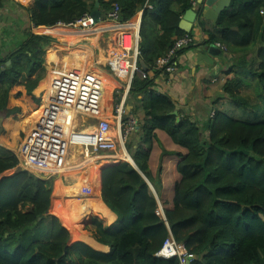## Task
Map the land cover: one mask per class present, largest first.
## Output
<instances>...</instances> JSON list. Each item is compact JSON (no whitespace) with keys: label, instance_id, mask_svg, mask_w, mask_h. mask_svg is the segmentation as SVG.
I'll return each instance as SVG.
<instances>
[{"label":"trees","instance_id":"16d2710c","mask_svg":"<svg viewBox=\"0 0 264 264\" xmlns=\"http://www.w3.org/2000/svg\"><path fill=\"white\" fill-rule=\"evenodd\" d=\"M197 2L35 0L28 8L19 7L30 29L17 41H9L10 32L5 33L9 42L0 56L4 144L14 148L20 143L23 122L37 115L41 99L33 92L47 76V49L58 43L33 34L31 28L70 24L95 10L104 22L115 5L123 23L142 11L138 67L145 64L151 70L177 39L192 36L179 24ZM8 5L0 0V10ZM198 23L208 35L204 44L224 46L236 61L237 69L232 66L227 72L224 95L245 110L249 102L235 91L251 89L264 103V0H234L213 30L204 29L200 19ZM255 50L256 58L245 60ZM153 86L152 79L135 75L127 100L137 103L131 113L138 116L144 142L127 148L137 169L121 162L98 173L96 166L85 172L86 187L99 210L108 217L109 209L117 217L109 229L90 220L95 240L68 230L82 231L89 211L59 205L54 207L56 217L49 215L54 181L19 169L18 158L0 148V177L17 170L0 181V264H180L175 258L156 257L169 234L195 255L190 264H264L263 115L250 121L234 117L231 106L216 108L199 126L176 114V102L152 93ZM205 132L208 139L202 143Z\"/></svg>","mask_w":264,"mask_h":264},{"label":"built area","instance_id":"2783aa9c","mask_svg":"<svg viewBox=\"0 0 264 264\" xmlns=\"http://www.w3.org/2000/svg\"><path fill=\"white\" fill-rule=\"evenodd\" d=\"M137 17L136 26H131V22H120L117 5L108 14L107 21L116 26L108 32L112 34L110 41L114 39V42H110L103 68L106 66L114 78L125 79L121 88L117 85L111 91L110 117L100 115L103 112L102 84L105 75L78 68L55 72L47 90L40 95L41 103L35 112V119L25 124L23 139L14 154L18 158L19 169L52 179L63 171L80 169L89 157H95L91 162L94 166L100 162L133 163L126 143L136 131L137 120L128 116L126 103L135 75L142 80L150 78V74L173 75L177 71L180 54L195 45L192 36L179 38L151 70L141 69L138 59L142 11ZM92 25L93 19L86 13L73 23H59L57 26L87 29ZM108 33L102 32L103 35ZM215 47L227 54L224 46L215 44ZM160 211L163 214L162 209ZM156 257L163 260L175 258L180 264H190L196 258L185 245L177 243L172 234H169Z\"/></svg>","mask_w":264,"mask_h":264},{"label":"crops","instance_id":"0c3cea01","mask_svg":"<svg viewBox=\"0 0 264 264\" xmlns=\"http://www.w3.org/2000/svg\"><path fill=\"white\" fill-rule=\"evenodd\" d=\"M7 1L10 2V5H8L5 8V10H0V56L7 51L5 48H7V44L10 40H14V41L16 40L17 41L18 38L20 39V33L22 31L30 29L28 19H27V15L22 10H20L19 7L28 8L33 4V2L35 0H7ZM233 2H234V0H233ZM203 8H204L203 5L202 6L199 5L198 7H195V12L197 14V17H196V20L193 24L183 22L181 19L182 27L187 28V32L183 31L182 29L181 30L185 33H190V32L192 33V37L195 40V45L190 49L184 50L180 54V57L178 59V64H177V71L175 72V74H173V75H157V76H152V74L149 75L150 78L154 81V86L151 89L152 90L151 92L155 93L157 95L164 94V95L170 96L172 98V100L176 102V107H177L176 114L180 113V116H182V117L188 116V117L192 118V120L195 118V116L199 117V113H201V112L207 113L208 112L207 111L208 107L206 110L203 102L207 101L206 99L208 96L209 97L212 96L218 89H219V91H217V92L219 93L220 90L223 88V84L225 83L227 72L229 70V66H228L229 64H228V61L226 60V58H231V54L228 53V55L225 56L224 55L225 53H222V52L219 53V52L215 51L214 49H211L213 47V45L207 46L204 44V42L208 39V35H206L203 32L202 28L200 27V25L198 23V20H199L198 17L200 16L199 11H202ZM136 18H137V15H136L135 19H133V21H135ZM200 20L203 21L204 29H207V30H213L214 29L215 26H213L211 21L202 20V19H200ZM133 21H131V22H133ZM99 24L102 25V26H99V28L101 30H104L105 28L111 29L115 26L114 23L108 22V21H104V22L100 21ZM99 24H97L96 26H98ZM55 27H43V26H41V27H37V28H31V32L35 35L50 36L54 39L56 37L57 39H61V41H62V42L57 41L60 44H62L61 45L62 47L59 46V48H58L55 45H52L50 47L51 49H47V52L51 51V50H52V52H57V54H55V57L57 56L56 61H53V60L51 62L48 61L47 55L45 58V62L47 65L46 66V71H47V76H46L47 84L46 85H47V88H48L51 76L54 75V72H58V71H61L62 69L66 68L63 65L64 64L63 60L65 58H69L71 63L72 62L74 63L75 60L73 59V56L79 55V54L88 55V59L86 61L87 62L86 63L87 68L86 67L84 68V70L87 71V70H91L93 65L96 66V64H100L101 63V62H99L100 59H102V58L105 59V57H106V56H103L101 54V52H102L101 47L99 48L96 45V43L92 42L91 40L78 39L76 41H74V40L68 41L64 37H58V36L54 35L52 33V29H55ZM96 29H98V28H95V29L94 28L93 29H90V28L75 29L73 31L84 33V32H89L91 30H96ZM8 31L10 32V37H11V39H9V41H7L5 39V38H7V37H5V33H8ZM105 32L108 33V31H105ZM87 34H89V33H87ZM109 35H110V33H108V35H106L107 39H109ZM3 42H6L4 46L2 45ZM12 44L13 45H11L10 50H12L15 46L14 43H12ZM84 45L86 47H88L91 50V52L88 53V51L83 49ZM95 45L97 46L96 48H95ZM108 48H109V46H108ZM73 50H78L80 53L72 52ZM106 52H107V50H106ZM100 57H102V58H100ZM226 66H228V68H226ZM68 67L74 68V66L71 67V64ZM40 84L38 85V87L33 92V95L37 98H40L41 93L45 92V91L40 90ZM142 98L143 97L138 96L139 100ZM136 104L137 103H135L133 101V104L131 106H129V105L127 106L126 109H127L128 113H131V111L136 106ZM213 107H210V110ZM133 117L137 120V125H139L138 124V122H139L138 116L134 114ZM139 117H140V120H143L142 114H139ZM34 119L35 118H33V120ZM28 120H29V118H28ZM25 123H28V122L26 121ZM138 129H139V127L137 126L135 133L138 131ZM138 137H140V136H138ZM0 148L7 150L5 148L4 143L0 144ZM130 155L132 156L131 153H130ZM132 164H135L134 161ZM88 167H89V169H87V170L89 171L91 166H88ZM16 171L17 170L15 169V170H11V171L4 173L0 177V181L4 178H8V177L14 175L16 173ZM83 184H84L85 188L87 189L85 181L83 182ZM55 186L56 187H55L54 192L57 194V181H56ZM56 194H55V196H56ZM155 194H156V192H155ZM97 196L100 198L99 194H97ZM59 197L60 196H56V199H57L56 201L60 204L55 202V206L56 205L57 206H59V205L65 206V204L59 199ZM156 197H157V194H156ZM157 199H158V197H157ZM84 200H85L84 202L87 203L88 208H89L88 210H84V211H89V212L92 211L94 214H97V219L102 222L105 229H109L115 225V223L117 221L116 215L114 213H112L105 206V204L103 203L101 198H100L101 203H103L104 206L106 207V209H108V211H109L110 216H108V217H106L104 215V213L101 210H99L97 202L91 196L88 189L85 190ZM63 201H64V199H63ZM73 203L72 202L70 203V204H72V207H70V208H74L75 210L80 212L81 209L79 208V206L77 204H73ZM92 205L95 207V211H93ZM83 224L84 225H83L82 231H79L75 228L73 230L72 229H68V230L72 233L79 232L80 234L84 235L85 237L93 238L95 240V238H94L95 237L94 236L95 227L91 226V224L86 220L84 221Z\"/></svg>","mask_w":264,"mask_h":264},{"label":"rangeland","instance_id":"374dc122","mask_svg":"<svg viewBox=\"0 0 264 264\" xmlns=\"http://www.w3.org/2000/svg\"><path fill=\"white\" fill-rule=\"evenodd\" d=\"M135 19V18H134ZM133 21V20H132ZM99 26H102L101 24H99L98 26H96V24H94V25H92L91 27H90V29H95V28H99ZM55 28H58V26H56ZM59 28H62V27H59ZM66 29V28H65ZM68 30H75V29H68ZM67 31V30H66ZM101 35V34H100ZM106 35H108V34H105V35H102V36H99V38H98V40L96 41V45L98 46V47H101V50H108V46H109V44H110V42L112 43V42H114V39L112 40V41H110L109 39H111V37H112V34L110 33V35H109V39H107V36ZM55 39L57 40V41H61V39H57L56 37H55ZM92 41V40H91ZM62 42V41H61ZM93 42V41H92ZM53 45H55L56 47H58L59 48V46H61L62 44H60L59 42L58 43H54ZM95 45V48L97 47ZM62 47V46H61ZM72 52H78V53H80L78 50H73ZM99 53V52H98ZM103 52H101V54H102ZM47 54V53H46ZM103 55V54H102ZM256 55H257V53H256V50L253 52V51H250L249 53H247V55L245 56V60H247L248 62H251V60H253L254 58H256ZM225 56H227V54H225ZM45 58H46V56H45ZM100 58H102V57H100ZM226 60L228 61V66H229V70H230V68L232 67V66H236L235 64H236V61H235V63H233V61H231L230 60V58H226ZM99 62H103L102 64L104 65L105 64V60L102 58V59H100V61ZM47 66V65H46ZM84 66H85V64H84ZM228 66H226V68H228ZM231 66V67H230ZM105 71H107L108 73H109V69L105 66V68H103ZM237 68L235 67V69L234 70H236ZM91 70L92 71H95V68H94V65H93V67L91 68ZM227 70V69H226ZM105 77H107L106 75H105ZM113 77V76H112ZM230 77H232V76H230ZM46 79V78H45ZM107 80H109L110 81V83L111 84H113L114 86H113V88L115 87V86H117L118 85V87L119 88H121L120 86H121V84H123V83H119V82H117L116 80H114V79H109V78H106ZM114 80V81H113ZM225 82H226V79H225ZM217 91H219V89L217 90ZM216 91V92H217ZM215 92V93H216ZM237 94H238V96L239 97H243V98H245L248 102H249V104H250V106L251 107H249V108H246L245 110L242 108V107H238L234 102H233V100L231 99V98H229L228 96H226V95H224V93H223V88L220 90V92L218 93H214L212 96H208L207 97V101L206 102H203V104L205 105L204 107L206 108V110H207V107H208V112L207 113H199V117L197 116H195V118L193 119V122H195V123H197L199 126H201V124L204 122V120L206 119V116H208V115H210V117H211V115H212V113L213 112H211V110H214V109H216V108H221V109H228L229 108V106H231V110H233V113H234V117H236V118H238V119H244V120H250V121H256L257 120V115L258 116H260L261 117V114L263 115V117H264V103L262 102V100H259L258 98H256V96H255V94H254V90H251V89H242L241 88V90L239 89V91H235ZM115 98V97H114ZM133 99L130 101V103L128 104V101H127V103H126V107L129 105V106H131L132 104H133ZM136 103V102H135ZM137 105V104H136ZM214 106V107H213ZM253 106H257L258 107V109H261V111L260 110H256L255 108H252ZM210 107H213L211 110H210ZM110 108H111V103H110ZM127 113H128V111H127ZM130 115V117H133V114L132 113H128V116ZM26 122V120L23 122V129L25 130V123ZM138 127L140 126V125H137ZM134 135V136H133ZM133 137L132 138H130V140L126 143V147L128 148L129 146H131L132 147V149H136L139 145H144L143 143V141H142V137H138V136H141L142 135V131H141V129H140V127H139V129H138V131L136 132V133H133ZM207 139H208V133H204V134H202L201 135V141H202V143L203 142H207ZM146 146V145H145ZM130 154V153H129ZM131 156V155H130ZM132 157V156H131ZM110 165H112L111 163H107V162H100V163H98L97 165H95L96 166V168H97V172L96 173H98L100 170H102L103 168H105L106 166L108 167V166H110ZM92 167V166H91ZM87 169H89V167L88 166H83L82 167V169H81V174L80 175H78V177L80 178V181H81V183H82V186L84 187V189L85 190H87L86 188H85V186H84V184H83V182H84V175H85V172L86 171H88ZM10 174V173H9ZM57 179H59V176L58 177H54V178H52V180L54 181V183H53V189H52V195H51V204H50V208H49V215H52V216H55V211H54V207H56L57 208V205L55 206V202L56 203H58L56 200V196H57V194L54 192L55 191V185H56V181H57ZM75 188V187H74ZM55 194H56V196H55ZM84 194L85 193H82V191L78 188V187H76L75 188V190H74V192H72L69 196H68V199L70 200V203L72 202H74L73 204H77L78 206H79V208L81 209V211H84V210H88L89 208H88V205H87V203H85L84 201ZM153 194L154 195H156L155 194V192H154V190H153ZM69 203V204H70ZM58 204H60V203H58ZM65 206H68V207H72V204H70V205H65ZM56 217V216H55ZM58 218V217H57ZM91 219H97V214H94L92 211L91 212H89L88 214H86L85 216H84V218H83V223H84V221L86 220V221H88V222H90V220ZM98 220V219H97ZM84 225V224H83ZM73 230V229H72ZM95 232V231H94ZM93 232V233H94Z\"/></svg>","mask_w":264,"mask_h":264},{"label":"bare ground","instance_id":"6f19581e","mask_svg":"<svg viewBox=\"0 0 264 264\" xmlns=\"http://www.w3.org/2000/svg\"><path fill=\"white\" fill-rule=\"evenodd\" d=\"M138 21H139V18L137 17L135 21L131 22V26H136ZM103 31L111 32V30L108 29V28L107 29L105 28L104 30H101L100 28H98L96 30H91L89 32H84V33L73 31V30H68V29H65V28H59V27L55 28V29H52V33L54 35H56L58 37H64L68 41H70V40L76 41L78 39H88V40H92L95 43L98 40L99 36L103 35L102 34ZM87 33H89V34H87ZM49 49H51V48H49ZM83 49L88 51V53L91 52V50L88 47H86L85 45L83 46ZM102 52H103L102 53L103 56H106V50L103 49ZM55 54H57V52H52V50L48 51L47 54H46L48 61H50V62L52 60L56 61V57L57 56L55 57ZM73 59L75 60L74 63L73 62L71 63L69 58H65L63 60V62H64L63 65H64V67H66L65 69L69 68L67 70H71L72 68L68 67V66H70V64H71V67L74 66V68H78L80 70H84L85 67L87 68V64H86L87 62L86 61L88 59V55H86V54L75 55V56H73ZM102 63H100L99 65H96L97 67L96 68L94 67V68H95V71H96L97 74L99 73V74H101L103 76L104 75L107 76V77H103L104 78L103 84H102V87H103V90H104V93H103V112H101L100 115H103L106 118H109L110 114H111V109H110L111 91H112L114 85L111 84L110 81L107 80L106 78L114 79V80H116L119 83H124L125 79L124 78H114V77H112V75L110 73H108L107 71H105L103 69V64ZM84 64H85V66H84ZM46 84H47V79H44L41 82V84H40V90L46 91L47 90V85ZM32 121H33V119L29 120L27 122L29 123V122H32ZM121 154H123V152ZM121 154H120V156H121ZM94 159H95V157H89L88 162L85 163V167L86 166H94L91 163L92 160H94ZM77 161H78V159L75 162H77ZM82 167L83 166H81L80 169L72 168L69 171L68 170L67 171H63V173L59 176V179L57 180V196H60L59 199L65 205H70L69 204L70 200L68 199V196L72 192H74L76 187H78L82 191V193H85V190H84V188L82 186L80 178L78 177V175L81 174ZM63 199H64V201H63ZM92 209H93V211H95V207L93 205H92Z\"/></svg>","mask_w":264,"mask_h":264},{"label":"water","instance_id":"95a60500","mask_svg":"<svg viewBox=\"0 0 264 264\" xmlns=\"http://www.w3.org/2000/svg\"><path fill=\"white\" fill-rule=\"evenodd\" d=\"M242 1V0H240ZM233 0H198V6H204V8L202 9L200 16L198 17L199 19L202 20H207V21H211L213 26L216 25L217 20L219 18V16L226 10H228L231 7ZM96 7H98V5L96 4ZM91 17L93 19V23L94 24H99L101 19H100V13L98 10H95L92 14ZM197 14L195 12V9L189 10L187 11L184 16L182 17V21L183 22H187L190 24H193L196 20ZM182 21L179 24L180 29H182L183 31L187 32V28L182 27ZM211 49H214L217 52H221L217 47H215V45H213V47ZM142 67L147 71L148 68L145 66V64H142ZM3 120H4V116L0 115V144H3V140L1 138L2 135V131H3ZM19 144V143H18ZM18 144L14 147V148H10L7 147L5 145V148L10 151L11 153L15 154L17 152V148H18ZM131 165L136 169L137 167L135 166V164ZM144 178V177H143ZM145 179V178H144ZM145 181L147 182V184L149 185L150 190L153 192V188L151 187L150 183L145 179ZM155 198L157 199L156 195ZM158 201V199H157ZM160 207V205H159Z\"/></svg>","mask_w":264,"mask_h":264}]
</instances>
